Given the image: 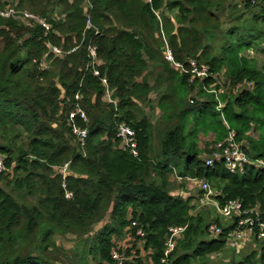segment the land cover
<instances>
[{
	"label": "trees",
	"instance_id": "trees-1",
	"mask_svg": "<svg viewBox=\"0 0 264 264\" xmlns=\"http://www.w3.org/2000/svg\"><path fill=\"white\" fill-rule=\"evenodd\" d=\"M15 3L18 10L40 16L51 30L45 36L40 25L28 27L0 16V156L7 168L0 174V264L63 263L68 252L55 238L83 240L107 216L110 224L89 248L84 245L77 263L89 264L86 257L93 255L96 264H116L110 256L113 237L127 234L136 249V233L142 229L144 248L152 249L153 264H159L169 229L186 227L171 264H205L228 250L236 219L229 224L215 206L194 214L205 192L200 189L198 199L174 196L177 177L209 183L220 207L239 200L243 210L258 208L264 224V168L248 164L231 172L223 160L206 165L231 132L252 162L264 161V71L244 54L263 42L264 5L0 0V10ZM162 33L181 69L165 59ZM48 45L62 55L55 56ZM90 46H96L100 65L92 64ZM203 67L207 76H194V69ZM221 76L231 92L221 87ZM103 78L114 90L116 106L103 101ZM78 103L87 117L75 120L88 130L84 147L69 125ZM154 104L161 112L159 153L153 147L154 127L141 109ZM120 123L134 130L137 157L121 148ZM201 135L214 137L203 149ZM65 163L72 172L66 179L70 200L54 171ZM212 224L222 229L216 238L208 233ZM252 242L251 253L229 264H264V240ZM126 264L144 263L138 258Z\"/></svg>",
	"mask_w": 264,
	"mask_h": 264
},
{
	"label": "built area",
	"instance_id": "built-area-1",
	"mask_svg": "<svg viewBox=\"0 0 264 264\" xmlns=\"http://www.w3.org/2000/svg\"><path fill=\"white\" fill-rule=\"evenodd\" d=\"M246 3L252 5H264V0H238V4L240 8H243ZM17 5L7 6L5 9L0 10V16L2 18L13 19L16 21L22 22L24 25L28 27H33L34 25H40L45 29V36L49 34L51 30V25L47 23L40 16L30 12L29 10H18ZM90 22L88 23V27L90 28ZM163 40L165 42L164 46V56L168 62L174 64V67L181 69L179 64L174 63V58L172 55V51L167 45V42L164 38V34L162 33ZM48 48L52 51L55 56H61L62 52L59 48L55 46L48 45ZM89 57L92 59V64H101L97 54L96 46H90L89 48ZM44 67L47 65L44 63ZM193 67H196L195 63H192ZM194 73L198 78H205L208 73V68L203 67L201 70L194 69ZM94 75L99 77L100 74L98 71L94 72ZM102 84L105 87V93L103 96V101L109 104L117 105L116 101L113 98L114 90H112L109 86L108 80L106 78L102 79ZM81 99V96L78 94L75 97V100L78 102ZM221 107V106H220ZM77 118L83 119L87 121V117L85 115L84 110L81 108L79 103L76 105L75 110L72 111L69 115V125L72 127L73 135L82 147L85 146L87 138H88V130L79 127L75 124V120ZM117 137L121 140V148L129 151L134 157L139 155L138 142L136 139V135L134 130L130 128L126 123H120L117 126ZM217 151L212 153L206 159L207 166H213L216 161L223 160L226 166L229 168L231 172H236L239 169H242L244 165L248 164H256L258 168H264V161L258 160L256 162H252L249 156L242 150L241 145L236 142V134L231 132L230 136L226 139V141L221 142L216 146ZM7 171L5 165L4 157L0 156V174ZM56 174L62 177L63 183L62 186L66 190L65 197L66 199H72L73 193L67 190V182L66 179L68 176L72 174L70 171V163H65L62 166H58L54 168ZM178 178L179 182L185 181L192 184L194 187H199L201 190L205 192L203 200L208 203L211 199L213 200V196L215 193L213 192L209 183L199 179H183ZM214 206L217 208V212L226 220L236 219L234 223V229L227 236L226 247L228 250H231L235 253V255H239L243 252V250L248 246L247 244L257 237L260 240H264V224L260 221V213L258 208L243 210L242 204L239 200H234L228 202L225 206L220 207L216 202ZM238 219V221H237ZM186 230V227H171L169 229V236L165 243L166 249L164 251V255L160 260L159 264H171L170 256L176 248L177 242L183 238V234ZM208 233L216 238L220 236L222 233V229L216 224L210 225L208 229ZM136 237L139 238L137 242V248L134 249L135 239L128 237L126 244L127 247L123 248L117 242L114 244L110 250V256L116 264H126L129 261L134 259H141L144 264L149 263L153 264L151 259L152 249L146 250L144 248L145 245V233L142 229H138L136 233ZM130 251L131 254L128 256L127 252Z\"/></svg>",
	"mask_w": 264,
	"mask_h": 264
},
{
	"label": "rangeland",
	"instance_id": "rangeland-1",
	"mask_svg": "<svg viewBox=\"0 0 264 264\" xmlns=\"http://www.w3.org/2000/svg\"><path fill=\"white\" fill-rule=\"evenodd\" d=\"M227 1H228L227 4L236 3V0H227ZM10 2H11V0H10ZM50 10H52V8H50ZM255 11L257 12L258 10H255ZM255 11H253V12H255ZM253 12H249L250 14L248 13L246 15V17H249V15H251ZM263 28H264V24H263ZM244 54L250 58L255 59L258 68L264 71V39H263V42L259 41L257 44H255V46L252 49H249ZM150 80H151V83L153 84L154 79L150 78ZM219 81H220L222 88H225L228 93L231 92L230 86H227L228 83L226 82L225 76H221L219 78ZM225 83H227V85H225ZM151 98L155 99V95L153 94L151 96ZM141 109L143 110L145 115L148 117V119L151 121V123L154 127L153 134L155 136V141L153 143V147H154L155 153H159L161 138L159 137L157 130L159 127L161 112L157 108L156 104H154L153 107H151V106L149 107L148 105H143L141 107ZM253 136L257 137L258 134H254ZM213 140H214V137L212 135H209L207 137L201 135L200 136V147L202 149L205 148V144L210 143ZM183 183H184L183 185H180L179 181L172 182V184H173V186H172L173 192L172 193L174 194V196L188 197V195H190L195 199H198L200 197V195H199L200 188L199 187H194L189 182L183 181ZM194 203L195 202H193L192 204L194 205ZM214 203H215V201L212 199L208 203H206L203 199H201V200L196 202L195 210L193 211V213L195 214V213L202 211V210L212 211V210H214L212 208H215ZM228 223L232 224L233 221L228 220ZM106 224H110L109 216H107L101 223H99L95 227L93 233L88 235L89 237L85 236L83 238V240L77 238L74 235L57 236L55 238V242H56L57 246L61 249L66 250L68 252V254L65 256L63 263H57V262H59V260L56 259L55 260L56 262L54 264H70V263L79 264V263H77L78 260L84 256L83 252H82L83 248H85L84 245L88 246L87 248H89L92 245V241H93L92 238H94L98 234V232ZM223 224H226V221H224ZM127 239H128V236L126 234L122 238H118V237L114 236L112 241L114 242V244L117 242L123 248H126L127 247L126 244H129L127 242ZM247 245L248 246L239 255H235V253L231 250H226L222 254H219L218 256L215 255V256L209 258L208 260H204V262H205V264H229L234 259L239 260L241 256H243L244 254H249L252 252V250L255 249L253 242L252 243L249 242ZM86 258H87L89 264H96V261L94 260L93 255H87ZM196 264H198V262H196Z\"/></svg>",
	"mask_w": 264,
	"mask_h": 264
},
{
	"label": "crops",
	"instance_id": "crops-1",
	"mask_svg": "<svg viewBox=\"0 0 264 264\" xmlns=\"http://www.w3.org/2000/svg\"><path fill=\"white\" fill-rule=\"evenodd\" d=\"M189 185V184H188Z\"/></svg>",
	"mask_w": 264,
	"mask_h": 264
}]
</instances>
